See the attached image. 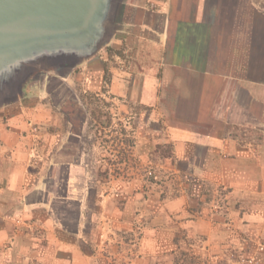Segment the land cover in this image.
<instances>
[{
    "label": "crops",
    "instance_id": "crops-1",
    "mask_svg": "<svg viewBox=\"0 0 264 264\" xmlns=\"http://www.w3.org/2000/svg\"><path fill=\"white\" fill-rule=\"evenodd\" d=\"M252 256L264 264V0H113L93 55L0 103V264Z\"/></svg>",
    "mask_w": 264,
    "mask_h": 264
},
{
    "label": "water",
    "instance_id": "water-1",
    "mask_svg": "<svg viewBox=\"0 0 264 264\" xmlns=\"http://www.w3.org/2000/svg\"><path fill=\"white\" fill-rule=\"evenodd\" d=\"M112 3L0 0V103L12 100L33 70L93 55L108 34Z\"/></svg>",
    "mask_w": 264,
    "mask_h": 264
},
{
    "label": "built area",
    "instance_id": "built-area-1",
    "mask_svg": "<svg viewBox=\"0 0 264 264\" xmlns=\"http://www.w3.org/2000/svg\"><path fill=\"white\" fill-rule=\"evenodd\" d=\"M148 176H151L152 175V171H147L146 173ZM244 261L246 264H258V259L254 256L252 257H247L246 259L244 258Z\"/></svg>",
    "mask_w": 264,
    "mask_h": 264
},
{
    "label": "rangeland",
    "instance_id": "rangeland-1",
    "mask_svg": "<svg viewBox=\"0 0 264 264\" xmlns=\"http://www.w3.org/2000/svg\"><path fill=\"white\" fill-rule=\"evenodd\" d=\"M78 94H82V93H78ZM82 95H83V94H82ZM95 104H96V105L93 107V109H94V111H96L95 113H97V112L99 111V109H98V106H99L98 104H99V103L96 101ZM95 113H94V114H95ZM77 119H80V118L77 117ZM96 119H98V118L96 117ZM152 175H153V171H152ZM245 259H246V258H245ZM239 260H240L241 263L243 262V258H242V257H239ZM243 263H244V262H243ZM245 264H246V263H245Z\"/></svg>",
    "mask_w": 264,
    "mask_h": 264
}]
</instances>
